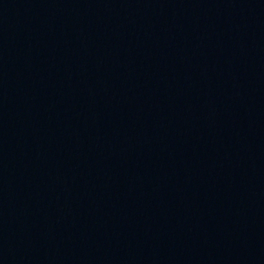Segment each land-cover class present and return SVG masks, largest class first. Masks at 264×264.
I'll use <instances>...</instances> for the list:
<instances>
[{
	"label": "water",
	"instance_id": "water-1",
	"mask_svg": "<svg viewBox=\"0 0 264 264\" xmlns=\"http://www.w3.org/2000/svg\"><path fill=\"white\" fill-rule=\"evenodd\" d=\"M0 264H264V0H0Z\"/></svg>",
	"mask_w": 264,
	"mask_h": 264
}]
</instances>
